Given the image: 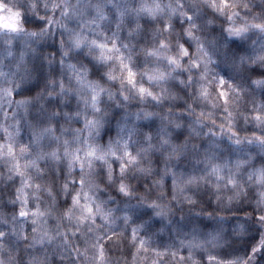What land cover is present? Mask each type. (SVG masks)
I'll return each instance as SVG.
<instances>
[{"label": "clouds", "instance_id": "clouds-1", "mask_svg": "<svg viewBox=\"0 0 264 264\" xmlns=\"http://www.w3.org/2000/svg\"><path fill=\"white\" fill-rule=\"evenodd\" d=\"M0 264H264V0H0Z\"/></svg>", "mask_w": 264, "mask_h": 264}]
</instances>
